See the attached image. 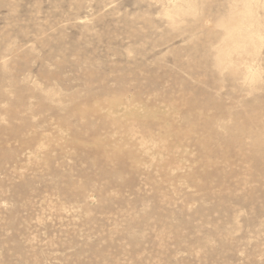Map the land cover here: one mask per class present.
I'll use <instances>...</instances> for the list:
<instances>
[{
    "label": "rangeland",
    "instance_id": "374dc122",
    "mask_svg": "<svg viewBox=\"0 0 264 264\" xmlns=\"http://www.w3.org/2000/svg\"><path fill=\"white\" fill-rule=\"evenodd\" d=\"M248 1L0 0V264H264Z\"/></svg>",
    "mask_w": 264,
    "mask_h": 264
},
{
    "label": "bare ground",
    "instance_id": "6f19581e",
    "mask_svg": "<svg viewBox=\"0 0 264 264\" xmlns=\"http://www.w3.org/2000/svg\"><path fill=\"white\" fill-rule=\"evenodd\" d=\"M247 1H248V0H247ZM187 2H188V1H187ZM250 2H251V1H250ZM254 2H256V4H257V1H256V0H255ZM252 3H253V2H251L250 4H252ZM248 4H249V1H248ZM245 5H246V7L248 6L246 3H245ZM250 6H251V5H250ZM251 7H252V6H251ZM252 8H254V7H252ZM251 11H252V9H251ZM251 11H250V12H251ZM253 12H255V11L253 10ZM253 12H251V13H253ZM245 13L247 14V13H249V11L247 10V12H245ZM255 13H256V12H255ZM241 14L243 15L244 13L241 12ZM242 15H239V14H238L239 17L242 16ZM252 15H253V14H252ZM252 15H250V17H249V18H246V19H245V16H242L241 19H242L243 21H240V20H239L241 26H242V23H243V24H244V23L246 24V23L248 22V24H250V22H251L250 20H253L252 18H255V17H253V16H255V14H254L253 16H252ZM248 16H249V15H248ZM248 16L246 15V17H248ZM243 17H244V19H243ZM238 19H239V18H238ZM245 21H246V22H245ZM253 21H254V20H253ZM254 22L256 23V21H254ZM251 23H252V22H251ZM257 23H258V22H257ZM246 25H247V24H246ZM251 25L253 26V23H252ZM258 25H259V24H258ZM224 26H225V24H224ZM224 26H223V28H225ZM241 26H239L238 30H239V29L241 30V28H242ZM243 26H244V25H243ZM247 26H248V25H247ZM249 26H250V25H249ZM249 26H248V28H247V31H248V29L250 30ZM259 26H260V25H259ZM259 26H258V27H259ZM258 27H256V28H258ZM245 28H246V27H245ZM253 28H254V26H253ZM236 30H237V29H236ZM236 30H235V31H236ZM243 31H244V30H243ZM251 31H253V29H252ZM251 31H250V32H251ZM236 32H237V31H236ZM238 32H239V34L242 35V37H243V35L246 33V32H245V33L243 34V33H240V31H238ZM250 32L248 31L247 34H246V35H248V37L251 36V33H250ZM252 33H253V32H252ZM253 34H254V33H253ZM249 35H250V36H249ZM236 36H238V35H236ZM236 36H235V39L237 38ZM258 37H259V36H258ZM239 38H240V37H239ZM239 38L237 39L238 41H239ZM253 38H254V37H253ZM233 39H234V38H233ZM240 39H241V38H240ZM259 39H260V38H259ZM249 40L251 41V39H249ZM252 40H253V39H252ZM253 44H254V43H253ZM253 44H252V45H253ZM256 47H257V46H256ZM260 48H261V47H260ZM260 48L258 47V49H260ZM254 49H256V48L254 47ZM258 49H257V50H258ZM228 50H229V49H228ZM257 50H256V51H257ZM226 52H227V51H226ZM257 52H259V51H257ZM257 52H256V53H257ZM254 53H255V52H254ZM254 53H253V54H254ZM229 54H231V52H229ZM229 54H228V55H229ZM254 55H255V54H254ZM226 56H227V54H226ZM230 56H232V55H230ZM230 56H229V58H231ZM256 56H258V55L256 54ZM227 58H228V56H227ZM227 58H226V59H227ZM230 63H231V62H230Z\"/></svg>",
    "mask_w": 264,
    "mask_h": 264
}]
</instances>
